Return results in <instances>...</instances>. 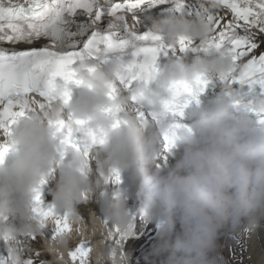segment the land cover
Wrapping results in <instances>:
<instances>
[{
  "label": "clouds",
  "instance_id": "9594fccd",
  "mask_svg": "<svg viewBox=\"0 0 264 264\" xmlns=\"http://www.w3.org/2000/svg\"><path fill=\"white\" fill-rule=\"evenodd\" d=\"M151 27L170 44H176L180 36L200 41L212 34V25L204 17L165 16L154 19ZM233 67L230 60L214 52L196 56L191 63L183 57L168 60L153 84H137L134 89L140 102L159 117V127L146 132L147 122L129 112L124 113L121 125L113 128L115 110L122 112L131 100V94L119 98L111 95L121 61L79 65L77 74L84 84L72 89L70 103L57 100L46 114L35 113L14 130L18 150L0 165V236L26 238L36 234L43 252L51 256L42 264H70L68 252L77 238L92 240L89 264H131V254L124 253L121 246L115 247L114 256L106 247L109 226L105 217L112 227L132 234L126 190L115 184L106 191L113 170H119L127 173L135 187L136 213L143 225L163 222L151 248V259L146 257L148 264H227L221 251L222 238L245 225L264 227V123H259L247 107H234L238 93L223 85L207 105L192 110L190 126L177 130V146L168 154L173 162H156L160 138L172 123L164 118L162 103L171 98L170 85L174 81L192 82L199 75L226 76ZM109 107L114 110L112 114L105 111ZM68 112L88 121L97 132L104 130L107 137L99 151L89 153L88 158L70 151L71 159L63 164L61 145L47 121L59 120ZM94 156L102 157L98 175L89 166ZM62 164L59 178L49 191L52 204L69 213L73 231L50 240L32 211L33 189L41 178L52 179ZM85 193L89 199L96 196L102 213L98 216L88 209L91 232L77 207L87 205L82 199ZM3 217H15L18 223L5 222ZM51 225L49 220L47 227ZM97 235L100 239L94 240ZM32 250L28 243L23 248L9 246L11 264H23Z\"/></svg>",
  "mask_w": 264,
  "mask_h": 264
},
{
  "label": "snow or ice",
  "instance_id": "6c2138e0",
  "mask_svg": "<svg viewBox=\"0 0 264 264\" xmlns=\"http://www.w3.org/2000/svg\"><path fill=\"white\" fill-rule=\"evenodd\" d=\"M148 8H163L181 16L194 12L196 17H204L212 25V34L198 42L180 36L176 44H170L136 14ZM188 52L197 56L214 52L230 60L233 69L226 76H219V80L232 90L233 85L246 87L252 98L247 103L237 99L234 107H247L259 123H264V0H0V165L18 150L13 137L20 121L35 113L46 114L57 100L69 104L73 87L84 84L74 64L119 59L122 69L115 74L111 95L116 98L122 90L128 91L131 100L139 103L134 92L136 85L153 84L163 67L162 59H180ZM210 83L207 75H199L192 82L174 81L169 87L171 98L162 101L166 113L182 117L190 104H199V96ZM139 96H143L142 91ZM105 111L112 114L114 110L109 107ZM115 111L118 114L119 109ZM157 120L159 123V117ZM121 122L116 115L113 128H118ZM47 123L61 145L60 163L70 151H78L88 158L93 147L106 142L107 132H97L88 126V121L76 118L71 112ZM73 124L77 126L75 131L84 134L83 144L76 143ZM182 127L187 126L173 120L162 135L164 151L168 154L177 146V130ZM164 160L167 161V156ZM48 180L41 178L33 189L32 211L42 230L52 221V235L48 238L51 240L60 234L72 233L73 228L67 211L61 216L54 205H44L43 190ZM109 182L121 183L119 170H113ZM82 199L88 201L87 193ZM130 216L132 234L121 232L118 226L112 227L104 218L109 226L106 247L113 256L116 246H121L124 252L130 241L147 238L153 231L143 225L135 212L130 211ZM80 218L87 227L82 214ZM3 219L7 221V217ZM162 224L158 222L156 229ZM253 231L245 225L240 231L225 235L221 242L235 259L237 250L246 251V238ZM39 238L36 234L26 238L0 236L7 253L0 254V264H11L9 246L23 248L26 243L33 250L23 264H42L43 249L35 247L41 242ZM91 254L92 240L80 238L68 252V258L70 264H89Z\"/></svg>",
  "mask_w": 264,
  "mask_h": 264
},
{
  "label": "bare ground",
  "instance_id": "6f19581e",
  "mask_svg": "<svg viewBox=\"0 0 264 264\" xmlns=\"http://www.w3.org/2000/svg\"><path fill=\"white\" fill-rule=\"evenodd\" d=\"M149 13L152 14L153 16H155V14L158 13L161 17H165V16H173L174 17V15H175V14H170V13L164 11L163 8H160V9H152L151 8V10L149 12H147V14H149ZM138 113H139V115L137 116V119L143 120V121L146 122L145 118L142 117V114H141L142 111L139 110ZM147 124L149 125V128H146V132L150 131L151 128H152L149 123H147ZM159 148H160V156H159V158H158L156 163L159 164V165H163L165 163L164 157L167 156V161L166 162L168 164H171L173 161L169 157L168 153L164 151V147L161 146L160 143H159ZM106 191H108L107 187H106ZM92 198H93V200L95 201L96 204L87 203V206H85V207H86V209H91L98 216H100V212H98V209H97V206L99 205L98 202H97V198H95V197H92ZM127 203H128L129 211L136 212V208H137L138 205L134 206V202L132 200H130V199L127 200ZM137 217H139V216L137 215ZM89 219H90V216H89ZM157 223H155L153 226H151V229H153V231L150 233L149 237L141 238V240L130 241L125 246L124 252L126 254L130 253L131 254V258L139 255V260L144 259L143 262L148 261L149 260V256L146 255V254H143V253L140 254V253L142 251V247H143L145 241L146 240H152L153 238H155V234L157 233V230H159V229H156V224ZM91 228H92V224H91V219H90V227L87 225V229H88L89 232H91V230H89ZM44 235H45V237H47V234L44 233ZM77 239H79V238H77ZM93 239L97 240V239H100V237H99V235H97ZM221 244L223 245L222 242H221ZM75 245L76 244H74V246ZM245 248H246V251H244L243 253H241L239 250H237L236 258H235V259H237V262L236 263H232V264H241V261H242V264H264V227H260V228L254 229L253 233L251 234V237L250 238H246ZM221 251H222V255H223L224 251H225V247L224 246L222 247ZM146 257L148 258V260H146ZM238 260H240V261L238 262ZM93 264H94V261H93Z\"/></svg>",
  "mask_w": 264,
  "mask_h": 264
},
{
  "label": "rangeland",
  "instance_id": "374dc122",
  "mask_svg": "<svg viewBox=\"0 0 264 264\" xmlns=\"http://www.w3.org/2000/svg\"><path fill=\"white\" fill-rule=\"evenodd\" d=\"M153 225H154L153 223H149L148 224L149 228H151V226H153ZM88 226L90 227V219H89V225ZM89 230H91V229H89ZM158 232H159V230H157V233L155 234V238H153L152 240H146L145 241V243H144V245L142 247V251L140 253V254L143 253V254L148 255L149 256V260L151 259V257H150L151 248L156 243ZM223 258L227 262V264H232V263H236L237 262V259H234L230 255L228 248H225V251H224V254H223ZM143 261H144V259L139 260V255L131 258V264H148V261H146V262H143ZM239 261L240 260H238V262Z\"/></svg>",
  "mask_w": 264,
  "mask_h": 264
}]
</instances>
